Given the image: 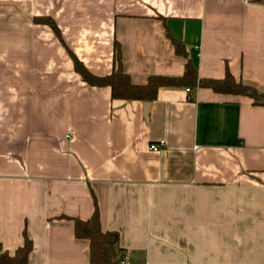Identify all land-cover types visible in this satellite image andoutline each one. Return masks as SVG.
Masks as SVG:
<instances>
[{"label": "crops", "instance_id": "0c3cea01", "mask_svg": "<svg viewBox=\"0 0 264 264\" xmlns=\"http://www.w3.org/2000/svg\"><path fill=\"white\" fill-rule=\"evenodd\" d=\"M168 36L199 78L229 72L264 94V3L0 0L2 251L26 233L28 264H88L72 219H89L95 202L124 264H264V106L162 87L146 120V102L87 85L69 55L103 77L117 41L123 71L143 85L183 74Z\"/></svg>", "mask_w": 264, "mask_h": 264}, {"label": "trees", "instance_id": "16d2710c", "mask_svg": "<svg viewBox=\"0 0 264 264\" xmlns=\"http://www.w3.org/2000/svg\"><path fill=\"white\" fill-rule=\"evenodd\" d=\"M253 1L264 3V0ZM35 21L51 28L63 44L57 27L50 18H37ZM168 37L175 54L185 60L183 74L179 77L152 75L147 78L146 83L143 85L133 84L129 75L123 71L121 50L117 41H114L113 44L111 72L103 77L91 74L71 52H69V55L73 62V69L81 81L92 87L108 88L113 100L152 102L155 100L159 88L162 87H198L210 89L214 93L247 97L252 100L254 105L264 106V94L259 93L251 86L236 81L229 72H226L225 77L221 80L199 78L183 44L170 36ZM72 221L74 237L89 242L88 264H124L125 250L119 247L116 233L102 231L95 202L93 214L89 219L74 218ZM31 250L32 242L24 233V244L14 254L10 255L0 249V264H28Z\"/></svg>", "mask_w": 264, "mask_h": 264}, {"label": "built area", "instance_id": "2783aa9c", "mask_svg": "<svg viewBox=\"0 0 264 264\" xmlns=\"http://www.w3.org/2000/svg\"><path fill=\"white\" fill-rule=\"evenodd\" d=\"M187 92H189V89H186ZM164 146V143L163 142H159V143H156V144H151L149 146V150L153 151V152H157L159 151L162 147Z\"/></svg>", "mask_w": 264, "mask_h": 264}, {"label": "water", "instance_id": "95a60500", "mask_svg": "<svg viewBox=\"0 0 264 264\" xmlns=\"http://www.w3.org/2000/svg\"><path fill=\"white\" fill-rule=\"evenodd\" d=\"M150 104L149 102L144 103V118L147 120Z\"/></svg>", "mask_w": 264, "mask_h": 264}]
</instances>
